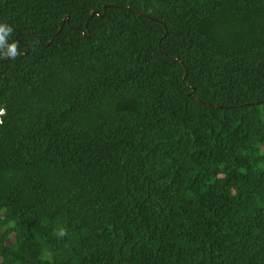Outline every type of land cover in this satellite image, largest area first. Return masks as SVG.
<instances>
[{"label": "trees", "instance_id": "1", "mask_svg": "<svg viewBox=\"0 0 264 264\" xmlns=\"http://www.w3.org/2000/svg\"><path fill=\"white\" fill-rule=\"evenodd\" d=\"M0 24V264H264V0H0Z\"/></svg>", "mask_w": 264, "mask_h": 264}, {"label": "clouds", "instance_id": "2", "mask_svg": "<svg viewBox=\"0 0 264 264\" xmlns=\"http://www.w3.org/2000/svg\"><path fill=\"white\" fill-rule=\"evenodd\" d=\"M13 29L5 24H0V56L7 58H15L18 53V42L8 43L7 37L11 35ZM6 115V109L0 107V117ZM0 124H3V120L0 119ZM66 234L64 230H60L58 235L63 237Z\"/></svg>", "mask_w": 264, "mask_h": 264}, {"label": "water", "instance_id": "3", "mask_svg": "<svg viewBox=\"0 0 264 264\" xmlns=\"http://www.w3.org/2000/svg\"><path fill=\"white\" fill-rule=\"evenodd\" d=\"M91 13H92V16L98 15V13L94 11H92Z\"/></svg>", "mask_w": 264, "mask_h": 264}]
</instances>
